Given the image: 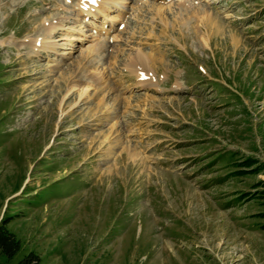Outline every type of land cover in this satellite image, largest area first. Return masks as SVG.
Masks as SVG:
<instances>
[{
  "label": "rangeland",
  "instance_id": "rangeland-1",
  "mask_svg": "<svg viewBox=\"0 0 264 264\" xmlns=\"http://www.w3.org/2000/svg\"><path fill=\"white\" fill-rule=\"evenodd\" d=\"M116 1L0 0L12 264H264V0Z\"/></svg>",
  "mask_w": 264,
  "mask_h": 264
},
{
  "label": "bare ground",
  "instance_id": "bare-ground-1",
  "mask_svg": "<svg viewBox=\"0 0 264 264\" xmlns=\"http://www.w3.org/2000/svg\"><path fill=\"white\" fill-rule=\"evenodd\" d=\"M96 2H97V0H96ZM92 3H93L92 0H90V1L87 0L85 2H82L80 0V2L78 4L83 9L80 12L85 15V18L87 17L88 14L94 16L95 18H97L99 13H104V11H109V7L108 6L114 7V6L117 5V1L116 0H103L102 9L100 10V9H96V6L92 5ZM190 7L191 6L189 5V7L186 6V7H183V8L186 10V9H188ZM92 12H94V14H91ZM120 15H122V14H120ZM102 17H104L102 22L105 23L106 22L105 17H107L106 14H104ZM104 23H102V24H103V29L105 30L106 33H111V32H113L116 29L115 27H112V25H111V27H109V26L105 27ZM112 23H113V21H112ZM53 28H54V26L50 27L49 24H46L42 28V30L40 32V35L44 36V37H46V36L48 37L52 33ZM100 49H101V47L99 48V50ZM128 68H129V72L133 73L135 77L137 76V78H139V83H138L139 85H145V83L140 80L141 77H142V80H143V76L144 75H149V77L146 79L148 82H152V83L155 82L153 75H151L149 73L148 63H147L146 59L143 56L137 55V56L133 57L131 59V61L129 62V64H128ZM81 81L84 82V80H81ZM178 87H180V83L179 82H177L175 84V87H173V88H178Z\"/></svg>",
  "mask_w": 264,
  "mask_h": 264
},
{
  "label": "trees",
  "instance_id": "trees-1",
  "mask_svg": "<svg viewBox=\"0 0 264 264\" xmlns=\"http://www.w3.org/2000/svg\"><path fill=\"white\" fill-rule=\"evenodd\" d=\"M252 167V166H249ZM244 172V171H240ZM241 174V173H239ZM12 213L9 214L3 223H0V257L3 259V262L0 261V264H12L13 259L19 254L22 249V245L16 235L10 231L8 224L10 219L13 217ZM17 264H43L39 255L35 252H30Z\"/></svg>",
  "mask_w": 264,
  "mask_h": 264
},
{
  "label": "snow or ice",
  "instance_id": "snow-or-ice-1",
  "mask_svg": "<svg viewBox=\"0 0 264 264\" xmlns=\"http://www.w3.org/2000/svg\"><path fill=\"white\" fill-rule=\"evenodd\" d=\"M92 2H95V0H92Z\"/></svg>",
  "mask_w": 264,
  "mask_h": 264
}]
</instances>
